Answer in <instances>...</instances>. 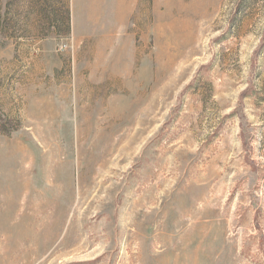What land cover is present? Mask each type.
<instances>
[{
    "label": "rangeland",
    "instance_id": "obj_1",
    "mask_svg": "<svg viewBox=\"0 0 264 264\" xmlns=\"http://www.w3.org/2000/svg\"><path fill=\"white\" fill-rule=\"evenodd\" d=\"M71 8L0 0V264H264V0Z\"/></svg>",
    "mask_w": 264,
    "mask_h": 264
},
{
    "label": "crops",
    "instance_id": "obj_2",
    "mask_svg": "<svg viewBox=\"0 0 264 264\" xmlns=\"http://www.w3.org/2000/svg\"><path fill=\"white\" fill-rule=\"evenodd\" d=\"M167 0H72V17L75 25L74 14L76 10L88 13L94 12L97 18H104L108 11H122L123 18L127 19V10L138 9V7H145L151 5L154 7L166 6ZM100 14H97L99 13Z\"/></svg>",
    "mask_w": 264,
    "mask_h": 264
}]
</instances>
